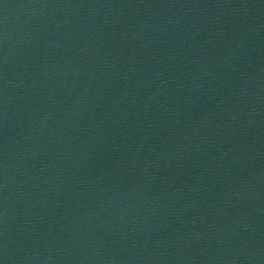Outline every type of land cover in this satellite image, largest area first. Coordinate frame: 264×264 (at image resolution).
Instances as JSON below:
<instances>
[{"label": "water", "instance_id": "95a60500", "mask_svg": "<svg viewBox=\"0 0 264 264\" xmlns=\"http://www.w3.org/2000/svg\"><path fill=\"white\" fill-rule=\"evenodd\" d=\"M0 264H264V0H0Z\"/></svg>", "mask_w": 264, "mask_h": 264}]
</instances>
